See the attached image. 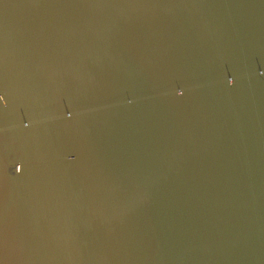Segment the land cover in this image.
<instances>
[{
    "label": "water",
    "instance_id": "95a60500",
    "mask_svg": "<svg viewBox=\"0 0 264 264\" xmlns=\"http://www.w3.org/2000/svg\"><path fill=\"white\" fill-rule=\"evenodd\" d=\"M0 264H264V0H0Z\"/></svg>",
    "mask_w": 264,
    "mask_h": 264
}]
</instances>
